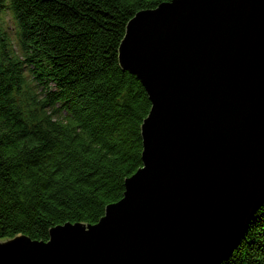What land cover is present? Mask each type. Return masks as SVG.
<instances>
[{"label":"water","instance_id":"water-1","mask_svg":"<svg viewBox=\"0 0 264 264\" xmlns=\"http://www.w3.org/2000/svg\"><path fill=\"white\" fill-rule=\"evenodd\" d=\"M151 108L142 167L95 225L0 242V264H222L264 204V0H173L118 48Z\"/></svg>","mask_w":264,"mask_h":264},{"label":"trees","instance_id":"trees-1","mask_svg":"<svg viewBox=\"0 0 264 264\" xmlns=\"http://www.w3.org/2000/svg\"><path fill=\"white\" fill-rule=\"evenodd\" d=\"M171 1L0 0L19 42L0 33V242L95 225L122 199L151 104L118 48L137 13ZM222 264H264V204Z\"/></svg>","mask_w":264,"mask_h":264}]
</instances>
